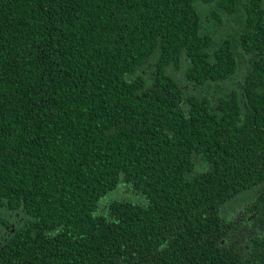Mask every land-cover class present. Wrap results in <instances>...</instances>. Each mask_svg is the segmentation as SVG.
Here are the masks:
<instances>
[{"label":"trees","instance_id":"1","mask_svg":"<svg viewBox=\"0 0 264 264\" xmlns=\"http://www.w3.org/2000/svg\"><path fill=\"white\" fill-rule=\"evenodd\" d=\"M255 209L264 0H0V264H241Z\"/></svg>","mask_w":264,"mask_h":264},{"label":"flooded vegetation","instance_id":"2","mask_svg":"<svg viewBox=\"0 0 264 264\" xmlns=\"http://www.w3.org/2000/svg\"><path fill=\"white\" fill-rule=\"evenodd\" d=\"M247 207H249L247 204H226L224 209H221V215L229 217L236 215L242 217L248 214L245 210ZM16 216L13 222L6 220V218L0 220V245L15 233L17 225ZM259 216L260 212L258 209H255L252 213V217L248 218L247 221L244 219L240 220V222L244 221L245 224H248H246V227L242 226L238 230L239 232L233 241L229 240L228 244L230 249L235 247L236 251L245 250L242 256H238L241 264H264V219H260ZM249 223H251V225H249ZM3 229L5 230L3 231ZM246 251H254L251 256L249 255L251 261H249ZM231 264L234 263L231 262Z\"/></svg>","mask_w":264,"mask_h":264},{"label":"rangeland","instance_id":"3","mask_svg":"<svg viewBox=\"0 0 264 264\" xmlns=\"http://www.w3.org/2000/svg\"><path fill=\"white\" fill-rule=\"evenodd\" d=\"M206 10L203 11V14L205 16V19L208 20V17L205 15L206 14ZM223 32V29L219 31ZM187 64L185 63L183 65V68H181L179 71H173L175 73H178V75H182V73L184 72V69H186ZM111 199H123V200H128L131 202H136V203H141L144 202V198L142 196L141 193L136 192L135 190L131 189V186H129L128 184H126L125 182H122L119 186V188L112 194L109 196ZM8 212L7 211H1L0 210V220H2L3 218H8L11 222L14 221L15 216L16 215H7ZM24 215L17 213L16 219H17V225L16 228H18L19 226H21L23 223H25V219H24ZM5 229H3L4 231Z\"/></svg>","mask_w":264,"mask_h":264}]
</instances>
